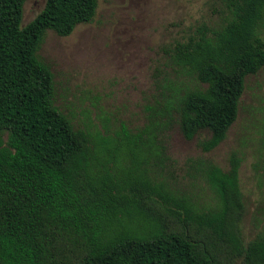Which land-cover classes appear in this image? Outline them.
<instances>
[{"label":"trees","instance_id":"obj_1","mask_svg":"<svg viewBox=\"0 0 264 264\" xmlns=\"http://www.w3.org/2000/svg\"><path fill=\"white\" fill-rule=\"evenodd\" d=\"M27 1L0 0V264H264V232L243 236L240 152L228 169L190 158L186 177L168 152L176 126L208 133L203 152L226 139L264 67V0H219V24L164 49L143 125L95 132L56 105L38 52L48 30L94 21L99 0H46L24 25Z\"/></svg>","mask_w":264,"mask_h":264},{"label":"rangeland","instance_id":"obj_2","mask_svg":"<svg viewBox=\"0 0 264 264\" xmlns=\"http://www.w3.org/2000/svg\"><path fill=\"white\" fill-rule=\"evenodd\" d=\"M45 3L28 0L23 24L32 21ZM222 16L219 0H99L94 21L79 24L69 36L48 30L38 52L54 73L56 105L75 127L93 132L104 131L108 119L112 130L123 124L133 129L143 125L157 68H166L164 49L198 24H219ZM207 135L188 140L176 126L168 152L177 174L184 177L190 158L207 157L228 169L230 153L240 152L246 202L242 228L248 241L264 232V67L247 77L238 118L211 152H203L199 145ZM3 137L7 140L8 134ZM205 194L211 195L207 188Z\"/></svg>","mask_w":264,"mask_h":264}]
</instances>
